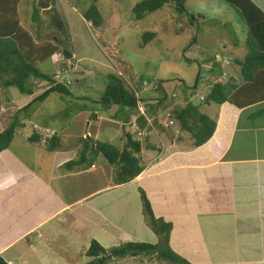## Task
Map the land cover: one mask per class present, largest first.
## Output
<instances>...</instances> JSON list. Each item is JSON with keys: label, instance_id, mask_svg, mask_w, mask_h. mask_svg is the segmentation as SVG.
Segmentation results:
<instances>
[{"label": "rangeland", "instance_id": "rangeland-1", "mask_svg": "<svg viewBox=\"0 0 264 264\" xmlns=\"http://www.w3.org/2000/svg\"><path fill=\"white\" fill-rule=\"evenodd\" d=\"M32 1L28 2L25 0L19 7V12L22 16L21 24L28 27L30 31L37 33L36 35L39 39L43 35L51 38L49 31L45 30L43 25L41 26L37 21L35 25L30 22ZM140 1L143 0H58L56 9L67 25V31L65 30L64 33L59 32L55 36L68 37V40H63L62 48L65 47L64 51L73 54L78 62L77 66H74L76 70L75 75H73V78H76L75 82L69 85L70 93L73 97L75 96L76 100L58 97L59 94L55 93L54 96L45 100L41 105L35 101L28 109L23 110L25 107L20 109L22 110L20 112V110L16 111L17 107H22L24 100L29 99V95H22L14 87H3L0 83V108L5 109V113H0V123L2 119L11 117L8 119L9 125L11 123L24 124L26 129H29L31 125H35L38 130L48 127L52 131L58 132L59 135H61L62 131V145H65V151L67 152L76 151V158H74L76 161L80 158L79 153L82 149V144L79 141L82 139L83 134L86 136L89 133L93 139L98 134L96 140L118 145V147L121 146L124 140L126 131L121 128L117 120L120 115L121 118H124L127 113H130V110L126 108L119 110L120 108L118 109L116 106H112L110 110H103L104 108L98 104L96 106L103 114V120L98 124L89 120L90 116L88 113L86 114V110L92 108L93 102L99 101L103 95L107 84L105 79L107 75L123 80L126 90L132 96L141 99L147 113L149 110H154L155 103L158 99H162L164 91L166 98L161 100L164 107L170 105L171 100H175L174 97L176 96L178 99L183 100L186 94H188L191 102L199 103L200 96L206 95L207 92L206 88L199 86L200 83L203 82L204 85L210 83V81H204V73L201 66L203 63L204 65L205 63L210 65L216 74H222L220 71L223 69L227 75L233 77L235 75V77L237 76L236 79L240 78L239 80L243 78L242 75H237V73L239 74V66L234 61L229 62L228 60L239 59L242 62L247 56L245 25L233 8L229 7L223 0H185L183 12L181 13L176 12L177 7L168 4L156 12L148 13L138 18L133 10ZM90 6H95L101 14L102 24L98 29L92 27L90 22H86L83 18V13ZM144 33H154L153 40L146 45H142V35ZM41 39L39 42L42 41ZM101 47L108 48L107 54L104 55ZM216 55L221 58L220 61L217 60ZM111 62L114 64L112 65ZM56 64L47 60L40 63L37 69L47 78L52 79L56 72L60 71L58 67L56 68ZM77 67L78 69H76ZM118 74L121 75L119 76ZM197 77H199V81L196 88H193ZM36 80H38L36 82L39 84L36 86L37 90L34 91L33 99L48 86V82L44 79ZM232 83L233 81H229V84ZM154 85L159 86V89H154ZM131 86L134 91L130 89ZM33 99H29L24 106L31 103ZM164 107L162 106V109L157 112L154 111V113H158L161 119L165 114ZM36 109H38L37 113L33 114ZM13 110L16 111L14 112L15 117L10 116ZM131 113L135 114V111ZM148 114L151 115V113ZM88 120L91 123L90 126H86ZM189 126H192L191 122ZM17 128L19 130H14L12 139L14 152L18 157L32 165L38 160V157L36 158L33 154L35 153V146H26L23 130L18 126ZM130 131L133 138H140L128 128L127 132ZM182 131L184 137L181 136V138L190 139V144L193 147L201 144L198 139L202 133H198L197 129L193 131L183 129ZM51 134L49 131L45 132L46 136L42 138L41 142L51 138ZM108 136L113 137V140H109ZM75 138L76 142L73 141ZM209 139L202 143L208 142ZM139 140L140 142L144 141L142 139ZM43 144L45 145V142ZM75 145L77 147H74ZM165 146L167 149L168 145L165 144ZM23 147H27L26 151L16 150V148ZM62 151L55 150L53 153L44 155L45 163L39 165V169L44 170L45 168L46 190L44 191L37 185L27 188L25 194L30 196L28 209L23 206H20V209H15V214L19 212L13 229L15 234L19 230L22 231L21 225H27L26 222L31 220L32 224L38 216L46 218V216L52 214L54 212L52 204L59 198L65 199L68 203L86 200L90 197L89 194L108 185L114 187V185L124 184H121L119 177L120 165H108L101 155L96 158L89 170L86 168L91 160H89V156H86V162L82 167H75L68 171L63 169V165L72 162L74 159L67 160L70 155L66 154L65 158H62V160L66 159L61 162L62 166H58L54 170L51 160L56 154L60 156ZM159 181H161L162 185H165L161 179ZM152 185L159 187V184H155V182H152ZM126 188L116 193L110 191L109 194L105 192L106 190H103L102 193L99 192L98 196L92 195L94 196L91 199L92 203L96 207L105 208L108 199L112 198V203L116 199L122 201V214L120 220H117L119 225H121V230L132 234L139 231H143V233L149 231L143 236L144 241H147L150 238L149 235H153V228L145 220L147 218L142 202H138L139 198L138 200L136 199L137 195L135 194L134 196L132 194V188ZM112 189L114 188L109 190ZM35 192L37 196L34 197L33 193ZM38 196H40L39 202L37 201ZM129 199L133 203L132 208ZM151 199L154 201L152 197ZM156 205L158 204L155 203L154 207ZM112 207L119 212L118 206L113 204ZM124 211L127 214H123ZM92 214V221H94L92 229H98L97 226L101 220H99L96 210H93ZM79 221L85 222L83 219H79ZM102 222L104 227H109L107 221ZM52 225V222L46 223L45 226L50 229V232L42 237L43 233L40 229L42 238L40 236H37L36 239L34 238L38 241L35 243L44 242L43 244L47 245L45 247L46 255L38 251L36 252L38 256L31 255L27 260V264H87L90 260L85 255L87 248L84 242L88 240L87 233L75 238L72 234L71 225L69 227L67 225L64 227ZM116 231L117 229L114 230L111 227L106 230V233H110L108 237L115 239L118 235V231ZM179 231L174 236V240L180 242L176 245L177 249L185 251L189 259H196L192 258L194 254L202 253L205 248L197 239L195 240L198 241V244L189 245L188 243L190 242L186 241L184 234ZM6 236L9 237V234ZM33 237L34 235H30L28 241L32 240ZM105 237L104 234L101 235L102 239ZM111 243V245L104 243L103 246L106 248L117 247L123 244L124 241ZM155 245H157L156 242L154 243ZM17 248L26 253V246ZM170 249L177 254V252L172 250L171 246ZM9 251H5L3 256L5 257L8 254L11 257L12 255L10 256V254L18 253ZM157 254H159V251L156 250L153 258L157 257ZM109 258L108 256L107 259ZM142 258L143 256H136L135 259L112 260L108 264H141L142 262L146 264V262H149L147 261L148 258ZM184 259L188 262L186 258ZM205 260L208 261L209 258H205ZM7 261L8 259L5 260V263ZM18 263L22 264L21 262ZM160 264L165 263L161 261Z\"/></svg>", "mask_w": 264, "mask_h": 264}, {"label": "crops", "instance_id": "crops-1", "mask_svg": "<svg viewBox=\"0 0 264 264\" xmlns=\"http://www.w3.org/2000/svg\"><path fill=\"white\" fill-rule=\"evenodd\" d=\"M24 1L25 0H23L21 4L24 3ZM249 1L264 17V0ZM30 8L31 14L32 7L30 6ZM42 25L45 30H47L45 27L46 23L41 20V26ZM23 27L38 41L42 38V42H56V37L51 32H49L52 36L51 38L43 35L39 39L36 35L37 33L30 31L28 27ZM246 30L249 32V28L245 25V33ZM101 50L105 55L107 54L108 48L101 47ZM62 56L53 55L50 57L49 61L57 63L55 66L56 68L58 67L60 71L64 68H73L77 66L78 62L73 54H71V61L67 60L65 57L62 58ZM216 57L217 60L220 61L221 58L218 55H216ZM73 59L74 61H72ZM228 61H234V63L241 62L239 59ZM68 64H71V66L66 67ZM237 65L239 66V64ZM201 66L203 68L204 81H210L208 85H204L203 82L199 85L207 89L206 95L216 83L224 85L229 81H233L232 85L238 86L243 82V78L239 80L240 78L236 79L237 76L235 77V75L234 77L227 75L223 69L220 71L222 74H216L215 70L207 63H205V65L203 63ZM241 70L242 67L239 66V74L237 73V75H242ZM197 78L193 88L197 86L199 77ZM75 79L73 78L71 83L75 82ZM29 82L32 86V92L36 91V86H38L39 83L37 84L36 80L33 78H31ZM256 83L257 84L251 88L250 92L249 90L247 91L248 99L251 98L250 96L255 95V101L249 100V102L245 105L243 104L242 107H236L227 102L221 105L214 103L205 104L203 100L206 95L200 96L199 103L191 102L188 94L185 95L183 100L178 99L177 96H173L175 100H171L170 105H166V107H164L163 102H161L162 99H158L153 111H150L148 108V113H151V115L146 112L148 119L151 120L153 129L148 127L144 120L146 127L144 129L140 128V138H134V140L138 141H140L139 139L144 140L141 142L140 153L143 170L137 177L122 185H114V187L108 185L105 188L92 192L89 194L90 197L86 200H77L68 203L65 199L59 198L52 204L54 210L52 214L46 216V218L38 216L32 224L31 220L30 222H26L27 225H21L22 231L19 230L16 234L13 232V229L19 212L15 214V209H20V206L27 208L30 200V196H26L25 194L27 188L37 185L44 191L46 190V179L44 176L45 168L44 170H40L39 165L45 163V154L53 153L54 151H47L46 141H42L43 143L45 142V145L41 142L42 138L46 136L45 132H51L53 136L58 139L59 147L56 150H63L60 156L56 154L51 160V165L54 166V170L56 167L62 166L61 162L66 160H62V158H65L66 154L70 155V158H67V160H69L71 158H76L75 156L77 153L76 151H65V145H62V131L60 133L61 135H59L58 132H54L48 127L38 130L35 125H31L29 129H26L24 124L17 125L18 123H15L14 130L18 129L17 126L23 130L25 145L35 146V153L33 154L36 158L38 157V160L30 165L18 157L14 152L13 141H11V145H9L8 149L0 152V257L4 262L8 259L7 264H19L18 262L27 264V260L31 255L38 256L36 252L41 251L45 254V247L47 245L43 244L44 242H40L41 244L35 243L38 242L35 239L42 233V237H44V235L50 232V229L45 226L48 222H52V226H54V224L63 227L65 225L68 227L71 225L72 234L75 238L87 233L88 240L84 242L86 243V248L89 247L93 240L98 242L100 246L105 249L108 248L103 246L104 243L111 245V242L122 241H124V243L145 242L154 245L158 240L155 234L149 235L150 238L148 237L149 239L147 241L143 239V236L149 231L146 233L139 231L132 234L121 230V225H119L117 220H120L122 214V201L116 199L114 203H112V198L108 199L105 208L96 207L92 203L91 199H93L94 196H98L100 194L99 192L102 193L103 190H106L105 192L109 194L110 191L116 193L127 187L126 189L132 188V194L134 196L135 194L137 195V200L139 198L138 202H141L139 194L140 190H142L147 200L149 199L148 201L151 202L149 203L154 216L156 218H163L165 222L171 223L172 229L169 234L168 246L169 248L171 246L172 250L177 252L182 258H186L189 263L264 264L263 74L258 77ZM154 86V89H159L157 85ZM34 94L35 92L33 95H29V99H33ZM54 95L55 93L49 95L45 100ZM58 97L64 96L59 95ZM65 98L76 100L75 96L73 97L72 94ZM162 98H166L165 91ZM29 99H25L22 107H17L16 111L23 109ZM44 101L39 103V105ZM77 101L79 100L77 99ZM50 103H52V101H50ZM186 104L197 107L200 113L204 114L215 123L212 136L209 141L203 145L193 147L190 144V139L181 138V136L184 137L183 129L178 120L174 117L173 111L175 108L185 107ZM96 105H98V102H93L92 108L86 110V114L88 113L90 116L89 120L98 124L103 120V114ZM162 106L165 108V114L161 119L158 113H154V111L157 112L162 109ZM4 110L2 112L5 113ZM37 110L38 109L34 110L33 114L37 113ZM16 111L13 110L10 116L15 117L16 115H14V112ZM133 111H135V114L130 111V117L128 116L129 119L124 120L120 115L117 120V123L126 132L128 128L130 129L128 126L129 123H131V120L137 115L136 106ZM167 113L171 114L170 120H167L165 117ZM9 118L11 117H8V119ZM8 119L1 120L0 132L9 125ZM89 120L86 122V126H90L91 123ZM33 131L38 134L39 141L30 143L28 142V138ZM128 133H131V131ZM84 136L85 134H83L82 139L96 140L98 134H96L95 139H93L92 135L89 133L86 134L85 138H83ZM76 138L73 139L74 142H76ZM108 139L113 140V137L108 136ZM79 143L82 144L81 141H79ZM164 143L168 145L167 149ZM124 145L125 139L121 143V146H113L120 149ZM74 147H77V145ZM26 148L27 147L16 148V150L26 151ZM90 167H92V165ZM89 168H87V170H89ZM75 170L78 171L79 169ZM159 179H161L162 183L164 182L165 185H162ZM152 182L159 184V187L153 186ZM110 188L114 189L109 190ZM33 195L35 197L37 193L35 192ZM39 199L40 196L37 198L38 202ZM129 202L132 208L133 203L130 199ZM155 203L158 204L155 206L156 208L154 207ZM113 204L118 206L119 212L114 210L112 207ZM84 205H86V207H84ZM93 210H96L99 220H101L97 226L99 230L95 228L92 229V224L94 222L92 221ZM123 214L127 213L124 211ZM79 219H83L85 222L82 223ZM102 221L108 222V228L112 227L114 230L117 229L118 232H116L118 235L115 239L108 237L110 233H106L108 228L103 226ZM178 231L184 234V239L190 242L188 243L189 245L193 243L198 244V241H200L205 248L202 253L198 252L194 254L192 258L196 259H189L185 251L177 249L176 245L180 242L174 240V236L177 235ZM7 234H9V237L6 236ZM102 234L106 236L104 239L101 238ZM30 235H34L32 240L30 239L31 242L28 241ZM184 239L183 242L185 243ZM41 245L43 246L41 247ZM20 246H26V253H23L17 248ZM7 250H10L9 252L15 251L18 253L10 254V256L12 255L11 257L6 254L7 256L4 257L3 253ZM205 258H209V260L206 261ZM155 263L158 264L157 262H146V264ZM141 264L144 263L142 262Z\"/></svg>", "mask_w": 264, "mask_h": 264}, {"label": "trees", "instance_id": "trees-1", "mask_svg": "<svg viewBox=\"0 0 264 264\" xmlns=\"http://www.w3.org/2000/svg\"><path fill=\"white\" fill-rule=\"evenodd\" d=\"M22 1L0 0V83L3 87H14L22 95H31L33 93L31 83L29 82L31 78L34 80L44 79L48 82V88L25 106L23 109L25 110L33 102L41 103L51 94L56 93L69 97L71 93L69 86L55 84L53 78H47L37 69L40 63L49 60L51 56L61 55L65 48H62L63 40H68V37L65 36H55L59 32L64 33L67 27L56 9L57 0L32 1V13L30 14L31 22L34 25L36 21L41 24V20L46 23V29L56 37V42H39L21 25L19 7ZM27 1L31 2V0ZM184 1L143 0L135 5L133 11L138 18H141L145 14L156 12L165 5L170 4L177 7L176 12L181 13L183 12ZM223 1L233 8L239 19L249 28V32L246 30L247 56L242 62H235L242 67L243 82L238 86H233L229 82L224 85L219 83L214 84L205 96L203 103L221 105L227 102L236 107H242L249 100L255 101V95L250 96L249 94L251 98L248 99L247 91L249 90L250 92L251 88L257 84L256 80L258 77L262 74L264 75V17L249 0ZM83 18L86 22H90L95 29H98L102 24L101 14L95 6L87 8L83 13ZM153 38L154 33H144L142 35V45L151 42ZM70 66L71 64H68L66 67ZM105 79L107 84L103 95L97 101L98 104L104 109L116 106L120 110L126 108L133 111L136 106L135 98L126 90L123 80L115 78L112 75H107ZM2 111L3 108L1 107L0 113ZM173 113L182 129H189V131L197 129L198 133H202L198 139L201 144L196 146L202 145V142L211 137L215 123L200 113L197 107L186 104L183 108H175ZM129 115V113L126 114L124 120L129 119ZM137 122L140 128L144 129L146 127L142 117H139ZM190 122L192 126H189ZM13 131L14 124L11 123L8 128L0 132V152L8 149L9 145H11ZM124 139L125 145L120 149L106 142L81 139L82 149L79 153L80 158L64 164L63 169L69 171L74 167H82L86 162V156H89V160H91L87 167L89 168L93 165L96 158L101 155L109 165H120L119 177L121 184L127 183L142 172L143 166L141 165L140 156L141 142L134 140L133 136L128 132H125ZM38 141L39 136L33 131L28 138V142L34 143ZM58 147L59 141L55 136L46 141L47 151L53 152ZM140 200L146 214L147 219L145 220L152 226V232L158 239L157 245L154 246L145 242H127L117 247L105 249L93 240L85 251L86 257L90 259L87 264H108L112 260L135 259L136 256H143V258H148L147 261H157L159 264L161 261L166 264H191L169 248L168 239L172 225L169 222H165L163 218H156L154 216L150 203L142 190H140ZM156 250L159 251V254L154 259L153 255ZM108 256L110 257L109 259H107ZM0 264L7 263L0 257Z\"/></svg>", "mask_w": 264, "mask_h": 264}, {"label": "built area", "instance_id": "built-area-1", "mask_svg": "<svg viewBox=\"0 0 264 264\" xmlns=\"http://www.w3.org/2000/svg\"><path fill=\"white\" fill-rule=\"evenodd\" d=\"M114 64V63H113ZM77 69V68H76ZM75 67L73 68H66L63 69L61 71H57L56 75L54 76V81L55 83H60L63 84L65 86L70 85V83L72 82L73 79V75H75ZM119 76L121 74H118ZM145 85V84H144ZM131 89L134 91V88L131 87ZM136 98V97H135ZM136 111H137V115L131 120V123H129V127L132 130L133 133H135L138 137H140L141 135V129L137 124V119L139 117H142L146 123L147 126L150 127L151 129H153V125L151 123V120L148 119L147 115H146V111L145 108L143 107L142 103L139 101L138 97L136 98ZM167 120L171 119V114L167 113L165 115ZM165 127V125H164Z\"/></svg>", "mask_w": 264, "mask_h": 264}, {"label": "water", "instance_id": "water-1", "mask_svg": "<svg viewBox=\"0 0 264 264\" xmlns=\"http://www.w3.org/2000/svg\"><path fill=\"white\" fill-rule=\"evenodd\" d=\"M35 1V0H34ZM63 57H65L67 60H71L72 56L69 52L63 51L62 52Z\"/></svg>", "mask_w": 264, "mask_h": 264}, {"label": "clouds", "instance_id": "clouds-1", "mask_svg": "<svg viewBox=\"0 0 264 264\" xmlns=\"http://www.w3.org/2000/svg\"><path fill=\"white\" fill-rule=\"evenodd\" d=\"M112 65H113V63H112ZM53 79H54V77H53ZM55 83V82H54ZM55 84H60V83H55ZM63 85V84H62ZM69 86V85H68ZM132 87V86H131ZM131 87H130V89H131ZM133 88V87H132ZM132 90V89H131ZM133 91V90H132ZM135 98V97H134ZM139 99V101L142 103V101H141V99L140 98H138ZM135 102H136V98H135ZM148 117V116H147ZM51 136H53V134L51 135Z\"/></svg>", "mask_w": 264, "mask_h": 264}]
</instances>
